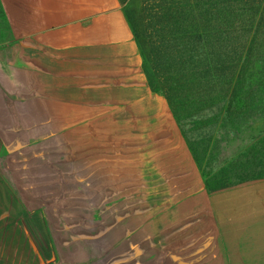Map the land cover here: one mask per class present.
<instances>
[{
  "label": "crops",
  "instance_id": "0c3cea01",
  "mask_svg": "<svg viewBox=\"0 0 264 264\" xmlns=\"http://www.w3.org/2000/svg\"><path fill=\"white\" fill-rule=\"evenodd\" d=\"M125 9V0H0V130L12 135L26 126L21 121H30L27 128H44L35 133L45 137L54 134L53 124L59 126L61 136L84 143L79 152L94 154L78 167L99 169L109 178L108 169L115 168L110 160L127 161L132 153L142 162L123 166L124 179H77L124 185L120 188L128 192L129 168L148 187L151 173L144 170L145 161L153 170L151 178L166 186L172 182L167 177L191 172L195 165L164 98L146 85ZM9 146L5 151L21 150L16 142ZM36 167L48 169L49 175L38 183H51L53 161L36 162ZM256 187L247 194L237 192L241 206L232 216L225 213L226 220L236 222L237 243H173L171 251L172 243H149V249L164 251V257L148 264H264V181ZM205 205L199 213L207 224ZM193 210L198 217L197 206ZM197 223L198 218L192 221ZM143 262L128 259V264Z\"/></svg>",
  "mask_w": 264,
  "mask_h": 264
},
{
  "label": "rangeland",
  "instance_id": "374dc122",
  "mask_svg": "<svg viewBox=\"0 0 264 264\" xmlns=\"http://www.w3.org/2000/svg\"><path fill=\"white\" fill-rule=\"evenodd\" d=\"M125 2L127 11L137 10L138 0ZM21 122L26 128L22 127L18 132L12 131V135L0 130V204L4 201V193L9 198L7 203L4 201L5 206L0 208V264L90 263L91 258L94 259L99 252L108 249L106 244L107 249H93L85 243H128V248L135 247L131 249L137 252L136 260L143 259L144 264L155 262L157 257H164V251L158 252V256L157 250L148 248L149 243H172L168 246L169 250L173 243H237L236 222L226 220V214L232 216L236 213L235 207L241 206V201L236 198L242 195L237 192L247 194L264 181L263 153L250 155L229 169L232 186L221 192V197L218 193L207 194L204 191L196 166L191 172H182V177H167L166 180L170 179L172 182L166 186L157 183L155 176L151 178L153 170L149 162L145 161L144 170L151 173L148 187L141 185L140 176L135 175L136 170L129 168L128 192L120 188L124 185L82 183V190L75 194L93 199L94 203L111 199L110 205L104 204L99 211L93 213L87 208L81 212H73V201H68V209L64 210L60 200V204H56V213L59 214L56 216L52 213V204L49 202L54 197L53 185L38 183L46 180L44 176H49L46 174L48 169L45 171L44 168L36 167V162L52 160L53 151H60L65 155L63 169L75 171L80 182L82 179L97 182L124 179L123 166H128V163L133 165L135 162L141 164L142 161L134 159L132 153H128L130 158L127 161L110 160L115 168L108 169L112 172V178H109L99 169L78 167V164L86 162L85 159L93 160L94 154L79 152L78 148L84 143L79 146L77 137L61 136V129L54 124L53 135L40 137L36 133H44V128H27L30 121ZM263 130L264 121H256L251 125V130H241L236 139L227 136L228 143L222 149V155L247 147L251 142L250 138ZM11 139L12 144H9ZM34 140L37 142L31 144ZM15 142L21 145V150L10 152L11 154L5 151L6 147H12ZM83 172H89V175L84 176ZM9 176H19L20 179L18 183H7L4 179ZM196 194L198 196L195 201ZM125 196L128 198H124ZM17 199L21 200V205H18ZM204 205L209 208L205 212L207 224L203 212L199 213ZM193 206H197L198 217L192 215L196 209L193 210ZM197 218L198 223L192 224ZM218 230H221L219 235ZM109 255L104 260L107 261ZM115 263L113 261L110 264Z\"/></svg>",
  "mask_w": 264,
  "mask_h": 264
},
{
  "label": "trees",
  "instance_id": "16d2710c",
  "mask_svg": "<svg viewBox=\"0 0 264 264\" xmlns=\"http://www.w3.org/2000/svg\"><path fill=\"white\" fill-rule=\"evenodd\" d=\"M125 16L142 55L146 85L164 98L204 191L230 189L229 169L264 154L263 130L247 147L222 155L227 136L236 139L264 121V0H138L137 10L125 9ZM51 157L52 213L59 216L60 200L64 210L73 201V212L90 213L112 203L75 195L83 188L77 173L63 169L62 152ZM85 245L107 250L81 264H128L137 255L128 243Z\"/></svg>",
  "mask_w": 264,
  "mask_h": 264
}]
</instances>
